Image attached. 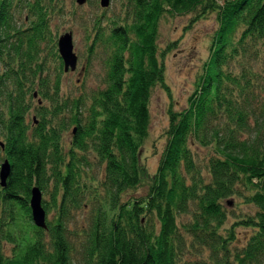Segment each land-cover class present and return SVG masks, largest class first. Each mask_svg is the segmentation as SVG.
Wrapping results in <instances>:
<instances>
[{"label": "trees", "instance_id": "obj_1", "mask_svg": "<svg viewBox=\"0 0 264 264\" xmlns=\"http://www.w3.org/2000/svg\"><path fill=\"white\" fill-rule=\"evenodd\" d=\"M14 1L0 0V173L11 168L0 264H264V0H124L111 18L112 0H96L85 29L104 86L86 98L62 91L77 71L65 70L51 23L63 8L32 0L27 27ZM186 15L189 27L211 15L218 27L174 109L157 41L164 19ZM158 86L171 103L151 173L142 150ZM34 189L46 229L32 218ZM236 199L249 213L230 212Z\"/></svg>", "mask_w": 264, "mask_h": 264}, {"label": "rangeland", "instance_id": "obj_2", "mask_svg": "<svg viewBox=\"0 0 264 264\" xmlns=\"http://www.w3.org/2000/svg\"><path fill=\"white\" fill-rule=\"evenodd\" d=\"M62 1L63 3H59L58 0L52 2V6H55V4L60 5L55 9L56 13L60 7L63 8L61 19L51 20L53 31L57 40L63 34L72 31L74 35V51L79 56L77 71L62 79V91L71 94L70 96L72 97L84 96L86 98L87 95L90 97L93 91L104 86V82H102L104 61L102 55L98 56L93 64L88 59L87 46L91 44V41L87 42L88 30L85 29V26L90 29L91 22L87 23V21L92 20L94 16H99L102 11L99 10V6H93L95 0H89L85 8H78L76 0ZM123 1L112 0L108 18L119 12L120 3ZM31 3L32 0H19V12L21 14L19 19L21 22H23L27 12H29L28 7ZM192 17L193 15L166 18L159 27L157 44L158 48L166 53V82L172 92L171 98L173 99L174 109H183L186 106L187 99L195 88L197 75L208 57L211 36L218 27L215 15L209 16L208 19L200 20L189 27ZM82 67H86L84 77L78 75ZM79 78L80 81H78ZM171 98L161 86L154 90L151 98L150 134L142 150L143 162L151 173L156 171L166 145L164 132L169 122L168 109ZM40 103L42 102L40 101ZM70 134L71 129L66 135V142L69 141ZM235 204L236 206L231 207L232 210H230L234 215H243L251 210L248 206L242 204L239 199L235 200ZM233 220H230V223ZM250 233L249 230L241 229L238 231L237 237L241 241L240 245L244 243ZM6 251L10 253V248H7Z\"/></svg>", "mask_w": 264, "mask_h": 264}, {"label": "water", "instance_id": "obj_3", "mask_svg": "<svg viewBox=\"0 0 264 264\" xmlns=\"http://www.w3.org/2000/svg\"><path fill=\"white\" fill-rule=\"evenodd\" d=\"M79 4H84L86 0H77ZM110 0H101L103 7H108ZM58 49L60 56L64 62L65 70L74 72L77 69L78 56L74 51L73 36L71 33L64 34L59 38ZM10 165L6 161L1 167V185L6 186V181L10 175ZM33 196L31 199L32 218L36 226L46 229V211L42 207L43 196L38 189L33 190Z\"/></svg>", "mask_w": 264, "mask_h": 264}, {"label": "flooded vegetation", "instance_id": "obj_4", "mask_svg": "<svg viewBox=\"0 0 264 264\" xmlns=\"http://www.w3.org/2000/svg\"><path fill=\"white\" fill-rule=\"evenodd\" d=\"M76 1H77V0H76ZM32 2H33V1H32ZM88 2H89V0H87V4H88ZM95 2H96V0H95ZM14 4L17 5V6H19V0H15V1H14ZM31 4H32V3H31ZM31 4H30V5H31ZM30 5H29V6H30ZM28 11H29V7H28ZM28 13H29V12H28ZM28 13H27V14H28ZM27 14H26V17H25L24 20H23V23H24L25 25L27 24V25H28L27 27H32V22H34L35 19H32V20H31L30 17H29ZM19 15H20V13H19ZM19 15L16 17V19L18 20L17 22H18V24L20 25L22 22H21L20 19H19V17H20ZM29 25H31V26H29ZM27 27H26L25 29H27ZM90 30H91V28H90ZM81 70H83V72H81V71L78 72V75H79L80 77H84V75H85V71H86V67H82ZM74 73H75V72H74ZM74 73H72V74H74ZM78 81H80V78L78 79Z\"/></svg>", "mask_w": 264, "mask_h": 264}]
</instances>
